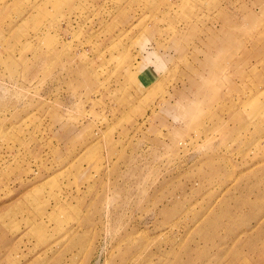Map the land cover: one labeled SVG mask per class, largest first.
I'll list each match as a JSON object with an SVG mask.
<instances>
[{"label":"rangeland","instance_id":"obj_1","mask_svg":"<svg viewBox=\"0 0 264 264\" xmlns=\"http://www.w3.org/2000/svg\"><path fill=\"white\" fill-rule=\"evenodd\" d=\"M0 264H264V0H0Z\"/></svg>","mask_w":264,"mask_h":264}]
</instances>
